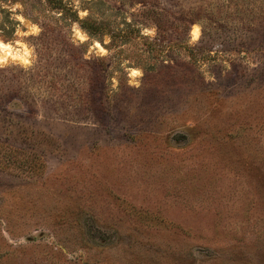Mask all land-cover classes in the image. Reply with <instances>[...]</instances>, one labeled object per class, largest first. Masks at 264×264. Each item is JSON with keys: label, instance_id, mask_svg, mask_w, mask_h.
<instances>
[{"label": "rangeland", "instance_id": "obj_1", "mask_svg": "<svg viewBox=\"0 0 264 264\" xmlns=\"http://www.w3.org/2000/svg\"><path fill=\"white\" fill-rule=\"evenodd\" d=\"M61 1L0 0V264H264V0Z\"/></svg>", "mask_w": 264, "mask_h": 264}, {"label": "trees", "instance_id": "obj_2", "mask_svg": "<svg viewBox=\"0 0 264 264\" xmlns=\"http://www.w3.org/2000/svg\"><path fill=\"white\" fill-rule=\"evenodd\" d=\"M50 4V6L54 9L59 10V12H61L60 15L63 14V16L65 15V13H67L66 11H70L71 8L68 7L66 4H64L61 0H47ZM71 21H78L80 23V25L89 33V34H95L97 31H102L104 28L102 27V25L98 22H90L88 20H82L78 17L77 13L75 11L72 12V18ZM124 30H118L115 34L118 35L120 33H124ZM114 32V31H113ZM113 32H111V34H113ZM124 35V34H121Z\"/></svg>", "mask_w": 264, "mask_h": 264}, {"label": "bare ground", "instance_id": "obj_3", "mask_svg": "<svg viewBox=\"0 0 264 264\" xmlns=\"http://www.w3.org/2000/svg\"><path fill=\"white\" fill-rule=\"evenodd\" d=\"M0 49L3 51V57L11 54V47L9 44L0 41Z\"/></svg>", "mask_w": 264, "mask_h": 264}]
</instances>
